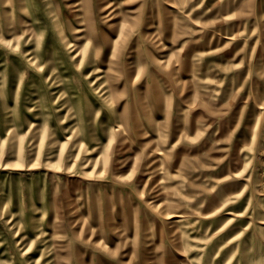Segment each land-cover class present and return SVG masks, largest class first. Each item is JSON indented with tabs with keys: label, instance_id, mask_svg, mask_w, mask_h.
<instances>
[{
	"label": "rangeland",
	"instance_id": "rangeland-1",
	"mask_svg": "<svg viewBox=\"0 0 264 264\" xmlns=\"http://www.w3.org/2000/svg\"><path fill=\"white\" fill-rule=\"evenodd\" d=\"M0 264H264V0H0Z\"/></svg>",
	"mask_w": 264,
	"mask_h": 264
},
{
	"label": "bare ground",
	"instance_id": "bare-ground-1",
	"mask_svg": "<svg viewBox=\"0 0 264 264\" xmlns=\"http://www.w3.org/2000/svg\"><path fill=\"white\" fill-rule=\"evenodd\" d=\"M173 217H181V215L180 214H176V215H174Z\"/></svg>",
	"mask_w": 264,
	"mask_h": 264
}]
</instances>
